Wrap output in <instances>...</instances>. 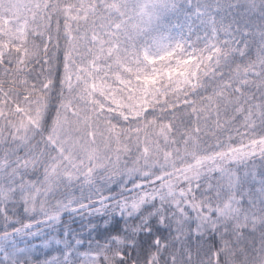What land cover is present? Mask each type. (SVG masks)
<instances>
[{
  "label": "snow or ice",
  "instance_id": "obj_1",
  "mask_svg": "<svg viewBox=\"0 0 264 264\" xmlns=\"http://www.w3.org/2000/svg\"><path fill=\"white\" fill-rule=\"evenodd\" d=\"M0 264H264V0H0Z\"/></svg>",
  "mask_w": 264,
  "mask_h": 264
}]
</instances>
